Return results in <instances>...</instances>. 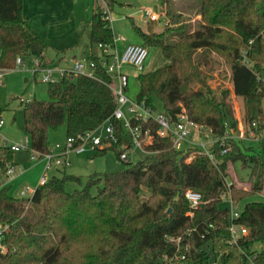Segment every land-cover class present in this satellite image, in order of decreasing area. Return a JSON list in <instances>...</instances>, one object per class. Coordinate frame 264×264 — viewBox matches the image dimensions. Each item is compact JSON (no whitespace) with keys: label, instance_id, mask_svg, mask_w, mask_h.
I'll use <instances>...</instances> for the list:
<instances>
[{"label":"trees","instance_id":"16d2710c","mask_svg":"<svg viewBox=\"0 0 264 264\" xmlns=\"http://www.w3.org/2000/svg\"><path fill=\"white\" fill-rule=\"evenodd\" d=\"M159 2L166 17L161 31L154 30L155 20H147L145 30L132 21L142 45L159 48L167 60L136 75L137 98L154 109L160 102V111L170 118L185 109L195 122L223 134L226 124L235 126L228 91L209 84L219 62L201 51L217 48L229 67L233 93L243 101L245 121L263 120L264 83L255 73L264 65V0H184L179 9L172 0ZM190 14L200 18L196 27L187 22ZM85 28L94 77L66 74L48 84L47 100L20 102L29 150L39 157L50 149L51 129L65 125L66 137H75L114 110L111 78L97 49L99 43L113 45L114 37L100 6ZM49 47L23 17L22 0H0V69H13L18 56L46 66ZM241 51L252 67L242 63ZM244 143L230 141L225 154L213 147V161L198 155L188 162V152L155 136L144 158L122 170L92 174L80 189L66 190L68 181L80 182L68 174L47 177L30 197L0 187V224L7 226L0 264H210L211 257H219L221 264H264V247L253 249L264 244V199L244 203L234 222L247 234L236 242L229 233L228 208L219 206L229 162L241 181L250 182L249 189L232 186L234 202L263 190L264 140L256 148ZM13 155L0 139L2 171L13 164ZM92 185L98 186L96 194ZM188 189L202 196L195 209L184 197Z\"/></svg>","mask_w":264,"mask_h":264},{"label":"built area","instance_id":"2783aa9c","mask_svg":"<svg viewBox=\"0 0 264 264\" xmlns=\"http://www.w3.org/2000/svg\"><path fill=\"white\" fill-rule=\"evenodd\" d=\"M103 18L111 21L110 13L107 10H103ZM144 19L157 20L158 15L151 10H146ZM262 35L264 36V32H262ZM117 40H123V37L120 35L115 37L113 45L106 43L97 45L99 56L101 57V65L111 78L109 87L115 96V107L111 115L92 130L78 134L75 137H66L63 146L56 144L55 147L50 148L48 152L40 157L30 151L31 160L43 159L45 165L38 184L35 187L26 186L22 188L20 191L21 197H26L27 193L32 195L35 188L47 180L46 172L52 167L69 165L68 156L70 153H80L86 148L96 151L101 148L115 147L119 149V160L124 163H131L130 155L136 150L148 153L146 146L151 144L156 136L162 139H170L172 148L188 152L186 157L188 162L198 155L207 156L213 161V147L215 146L220 149L221 154H225L230 150V141L239 140L258 144L264 140V118L263 120H252L251 122H246L245 120L236 122L233 119L234 127L226 124L223 134H215L209 127L192 120L185 109H181L174 118H170L162 111H157L146 104L144 100H139L138 98L135 100L130 99L127 96L130 75L125 71V67L134 69L137 74L141 73L148 56V49L141 44H128L123 52L119 54L115 46V41ZM241 55L242 63L252 67L253 63L246 56V52L241 51ZM30 61L32 75H38L39 81L47 84L55 83L69 73L94 77L96 66L89 59L86 62L82 59H75L70 68L42 66L36 58H30ZM22 65H24L23 58L20 56L16 57L14 68ZM5 71L6 69H0V84ZM55 73H57L56 76ZM255 74L258 80L264 83V65ZM113 80L116 81V85H112ZM116 122H119L117 126ZM4 123L5 121L0 114V129ZM99 131L100 134H97ZM3 143L12 151L29 150V142L26 136L20 142L7 143L3 141ZM16 170L17 166L9 164L3 174L12 176ZM234 184L232 179L230 180L229 177L225 178V189L221 193V199L228 202L230 206L228 208L229 233L232 241L236 242L238 238L247 234V228L234 222L240 215L238 203L234 202L231 197V189ZM184 197L192 209L197 208L202 200L199 192L190 189L184 192ZM190 215L192 214L190 213ZM6 231L7 226L0 224V254H4L7 251L6 245L2 242Z\"/></svg>","mask_w":264,"mask_h":264},{"label":"rangeland","instance_id":"374dc122","mask_svg":"<svg viewBox=\"0 0 264 264\" xmlns=\"http://www.w3.org/2000/svg\"><path fill=\"white\" fill-rule=\"evenodd\" d=\"M78 1L76 17L80 23L77 34L74 35V39L70 41V48L61 53V59L56 62H49V66H55L56 68H70L75 59H82L86 62L88 51V29L83 27L88 24L97 6H100L103 10H107L110 13L111 21L109 26L113 33V37L118 35L123 37V40L115 41V46L119 54H121L124 48L128 44H141L139 36L132 27V21L139 25L143 30L146 29L147 20L144 19V12L151 10L158 15V19L155 20L156 24L154 30L159 32L163 29L166 21L164 14H161V5L159 0H84L83 4ZM174 8L179 9L184 0H172ZM188 24L191 27H196L200 18L196 14H190L187 17ZM80 35V36H79ZM79 38V40L77 39ZM77 39V40H76ZM76 41V44H75ZM78 42V43H77ZM72 47V48H71ZM59 54V55H60ZM209 58L219 62L218 68L212 73V78L209 80V84L213 88L221 87L228 91V102L232 109L233 119L236 122L245 120L244 118V105L241 98L233 94V88L230 82V70L222 55V52L215 54L214 51ZM29 57L23 58L24 65L18 66V68L8 69L4 72L0 84V107L2 111V118L6 121V125L0 129V139L7 143L20 142L25 138L24 123L22 115V101H28L32 97L39 100L48 99V84L39 81L38 75H32L30 71L31 63ZM167 63V60L162 56L159 48L148 49V56L144 62L142 72H147ZM127 69V70H126ZM125 71L130 75L129 84L127 90V96L135 100L139 92V83L136 79V71L130 67ZM57 73H55V76ZM59 78V77H58ZM112 85H116V81H112ZM155 107L157 111L162 110V104L155 101ZM264 108V101H263ZM12 123V124H11ZM9 124V125H8ZM100 134V131L97 133ZM66 139L65 125H61L56 129H51L48 133V142L50 148H53L58 144L63 146ZM246 146L251 145L256 148V144L252 142H245ZM118 148L107 149L104 152L99 150L94 151L90 148H86L80 153H70L68 160L70 164L67 166L52 167L46 172V176L68 174L80 178V182L68 181L65 185L66 190L73 191L84 187L92 174L102 175L104 173L115 172L124 169L127 164L119 160ZM30 150L20 149L14 151L13 160L18 163L17 165L22 168L28 166L30 162ZM148 153H144L140 150H136L130 155L131 164L136 163L140 159L144 158ZM227 172L230 180L235 183L234 187L249 189L250 182L241 181L237 175L232 163L227 164ZM7 177L0 169V181L5 180ZM27 184H23L25 186ZM98 184V186H100ZM97 185H92L90 191L92 194L97 193ZM143 195L147 194V190L143 188ZM19 192H16L18 195ZM31 193H27L26 197H30ZM264 199V178H263V190L257 194L239 202L238 207L241 210L244 203L249 200H263ZM221 208H230L228 202L222 201L219 205ZM264 247V244L256 243L253 246L255 251H260ZM210 264H221L219 257H211ZM252 264V263H250Z\"/></svg>","mask_w":264,"mask_h":264},{"label":"crops","instance_id":"0c3cea01","mask_svg":"<svg viewBox=\"0 0 264 264\" xmlns=\"http://www.w3.org/2000/svg\"><path fill=\"white\" fill-rule=\"evenodd\" d=\"M78 1L22 0L23 17L28 21L31 28L50 45L46 51V58L50 62L54 63L60 60V53L72 46L69 43L74 39V35L77 34L80 26L76 17ZM80 2L83 4L84 0ZM209 50H213L216 55H221V50L217 48L201 49L210 57L212 54L209 53ZM5 125L6 121L2 127ZM17 164L14 159L13 165L17 166L16 172L12 176L4 174L7 178L0 181V187H9V193L13 196H20L21 189L26 186L35 187L38 184L45 162L43 159L38 158L35 160L30 159L28 166L26 167L25 164L24 168L19 167ZM23 184L27 185L23 186ZM16 192H19V194L16 195Z\"/></svg>","mask_w":264,"mask_h":264},{"label":"water","instance_id":"95a60500","mask_svg":"<svg viewBox=\"0 0 264 264\" xmlns=\"http://www.w3.org/2000/svg\"><path fill=\"white\" fill-rule=\"evenodd\" d=\"M264 10L261 11V13H263Z\"/></svg>","mask_w":264,"mask_h":264}]
</instances>
